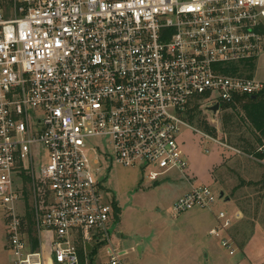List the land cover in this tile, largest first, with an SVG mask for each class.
<instances>
[{"label": "built area", "instance_id": "2783aa9c", "mask_svg": "<svg viewBox=\"0 0 264 264\" xmlns=\"http://www.w3.org/2000/svg\"><path fill=\"white\" fill-rule=\"evenodd\" d=\"M262 52L264 0H0V208L12 264H80L77 240L90 248L107 241L105 264H125L127 252L108 234L113 209L90 141L108 138L110 160L142 166L150 181L183 173L177 139L182 127L195 130L186 109L199 99L219 134L220 105L263 90L245 75ZM216 200L192 185L172 210ZM26 205L36 252L21 232ZM216 220L208 234L232 255L233 218L219 212Z\"/></svg>", "mask_w": 264, "mask_h": 264}, {"label": "rangeland", "instance_id": "374dc122", "mask_svg": "<svg viewBox=\"0 0 264 264\" xmlns=\"http://www.w3.org/2000/svg\"><path fill=\"white\" fill-rule=\"evenodd\" d=\"M253 76L264 83V52L255 62ZM203 114L208 125L215 129L210 115ZM221 114L219 112L216 117L219 126ZM190 126L195 130L182 127L177 139L187 162L186 170L183 173L171 170L154 182L148 179L142 166L124 167L112 162L108 138L90 141L98 148L100 156L94 163V156L89 155L91 164L99 170L96 176L103 201L112 209L116 207L107 229L113 247L127 252L125 264H264V199L254 195L253 186L237 188L240 178L246 182L262 180L264 169L256 167L245 156H233L235 153L230 149L205 138L203 134L208 133L201 128ZM219 134L208 136L226 143ZM37 150L40 161H45L44 151ZM192 185L207 187L217 200L209 209L196 207L175 214L173 204ZM220 193H223L221 199ZM255 202H261L258 208ZM219 212L233 218L228 236L233 238L234 235L237 247H233L232 255L221 245L220 238L208 234L218 226L216 216ZM256 229L259 241L247 245ZM117 234L121 235L119 240H115ZM245 236L248 239L245 240ZM241 244L243 248H239ZM107 246V241L100 244L95 258L97 263L107 261ZM11 257L5 214L0 208V264H12Z\"/></svg>", "mask_w": 264, "mask_h": 264}, {"label": "trees", "instance_id": "16d2710c", "mask_svg": "<svg viewBox=\"0 0 264 264\" xmlns=\"http://www.w3.org/2000/svg\"><path fill=\"white\" fill-rule=\"evenodd\" d=\"M254 69V63H247L248 73L254 72ZM245 75L248 78L253 76V74ZM254 96L256 99H252V96H236L230 104H221L220 130L222 139L226 141L229 147L239 151L242 155L252 156L254 159L260 161L264 160V88ZM203 113H205L204 109L201 107L199 99H196L188 106L183 118L190 125L201 128L208 135H218V131L208 125ZM259 149L261 150L259 151ZM251 162L256 167L264 169L262 164ZM238 182L237 188L241 186H253L255 187L254 195H259L264 199V177H262V180L255 182H246L240 178ZM261 202L263 203V200ZM261 202H257L258 204L255 202L257 208ZM114 210H116L115 206L113 207ZM244 214L245 216L247 214L248 217V212L245 211ZM21 232L30 250L32 252L38 251V235L34 227L32 211L27 205L21 219ZM245 237V240L248 239V236ZM233 238H235L234 235ZM243 245L241 244L239 248H243ZM76 250L80 264H83L86 257L82 250L80 240L76 242Z\"/></svg>", "mask_w": 264, "mask_h": 264}, {"label": "crops", "instance_id": "0c3cea01", "mask_svg": "<svg viewBox=\"0 0 264 264\" xmlns=\"http://www.w3.org/2000/svg\"><path fill=\"white\" fill-rule=\"evenodd\" d=\"M253 78H254V76H252ZM221 131V130H220ZM222 134L220 133L219 134V136H221ZM237 151V150H236ZM239 152V151H238ZM233 156H235V157H242V158H248V159H250V160H252V161H255V160H253V159H251V158H249V156H246V155H243L242 156V154L240 153V154H237V153H235ZM245 156V157H244ZM238 161V160H237ZM256 163H258V162H256ZM191 182H193V181H191ZM190 190V188L185 192V194L188 192ZM184 194V195H185ZM183 195V196H184ZM182 197V196H181ZM180 198V197H179ZM228 200H231V199H228ZM225 202H228V201H225ZM257 224V223H256ZM254 226H255V224H254ZM259 226V225H258ZM255 233H254V235L251 237V239L249 240V243L247 244V245H250V244H252L253 242H255L256 240H258V235H259V230H255L254 231ZM121 238V235H119V234H117L116 235V237H115V240H119ZM262 240V239H261ZM260 240V241H261ZM259 241V240H258ZM77 242V241H76ZM261 242H263V241H261ZM264 243V242H263ZM82 246V249H84V251H85V254H86V258H88V262L90 263V264H105V262L103 263H97L96 261H95V258L97 257V254H98V251L100 250V245H96V246H92L91 248L90 247H88V246H83V245H81ZM98 249V250H97ZM106 255V254H105ZM106 258H107V256H106ZM43 264H55L54 262H53V260L52 259H50V258H44L43 259Z\"/></svg>", "mask_w": 264, "mask_h": 264}, {"label": "water", "instance_id": "95a60500", "mask_svg": "<svg viewBox=\"0 0 264 264\" xmlns=\"http://www.w3.org/2000/svg\"><path fill=\"white\" fill-rule=\"evenodd\" d=\"M252 99H256L255 96L251 97ZM208 111L212 112V113H216L219 110V106L218 104L214 105L213 107L207 108ZM223 198V193L219 194V199ZM225 201H229L228 199H226Z\"/></svg>", "mask_w": 264, "mask_h": 264}]
</instances>
